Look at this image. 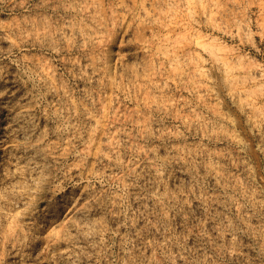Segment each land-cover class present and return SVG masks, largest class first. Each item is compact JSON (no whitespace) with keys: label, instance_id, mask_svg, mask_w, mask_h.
I'll list each match as a JSON object with an SVG mask.
<instances>
[{"label":"rangeland","instance_id":"rangeland-1","mask_svg":"<svg viewBox=\"0 0 264 264\" xmlns=\"http://www.w3.org/2000/svg\"><path fill=\"white\" fill-rule=\"evenodd\" d=\"M0 264H264V0H0Z\"/></svg>","mask_w":264,"mask_h":264}]
</instances>
